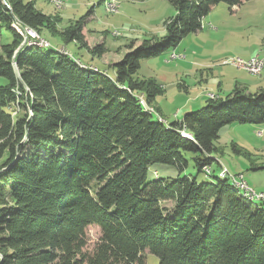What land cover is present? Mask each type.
<instances>
[{"label":"trees","instance_id":"1","mask_svg":"<svg viewBox=\"0 0 264 264\" xmlns=\"http://www.w3.org/2000/svg\"><path fill=\"white\" fill-rule=\"evenodd\" d=\"M167 1L176 13L165 34L131 41L102 69L53 45H24L16 29L47 28L105 56L87 17L57 31L32 0H0V34L12 33L0 44V264H146L147 252L159 264H264V201L209 168L223 127L264 124V88L235 86L168 123L154 105L161 85L136 77L142 59L199 31L213 5L248 0ZM182 151L212 180L149 179L151 164L182 170ZM93 225L100 235L89 248Z\"/></svg>","mask_w":264,"mask_h":264},{"label":"rangeland","instance_id":"2","mask_svg":"<svg viewBox=\"0 0 264 264\" xmlns=\"http://www.w3.org/2000/svg\"><path fill=\"white\" fill-rule=\"evenodd\" d=\"M32 1L38 10L54 19L57 31H62L83 16L87 17L85 28L92 37L105 40L111 50V58H116V51L120 48L122 53L126 49L125 45L135 39L141 41L146 37L164 35L165 21L176 13L174 6L167 0ZM90 13L91 16H88ZM37 33L53 46L64 48L83 63L89 64L87 50L78 43L66 42L61 34L47 28ZM11 40V31L3 28L1 44ZM175 50L180 54L173 52ZM174 54L178 56L171 57ZM181 55L187 58L181 59ZM257 56L264 59V0H248L232 9L225 2H220L211 7L199 31L185 35L175 47L156 57L142 59L136 77L153 78L161 85L163 93L156 97L154 105L158 106L164 118L174 121L176 116L182 119L186 113L205 106L211 95L225 97L234 87L230 86L232 77H239L242 79L240 81L259 79L261 73L252 74L232 61H247ZM6 80L0 76V85H5ZM260 127L263 128L262 134L259 132ZM216 146L218 150L214 156L217 162H213L210 167L215 171L214 175H218L222 167L233 174L243 173L252 189L264 193V167L255 168L264 166V124L227 125L221 129ZM182 153L187 160L182 170L177 165L151 164L149 179H174L179 175H190L199 182L212 180L205 171H199L195 153ZM86 235L89 248H93L100 235L98 227L89 226ZM145 257L146 264H159L156 255L147 252Z\"/></svg>","mask_w":264,"mask_h":264},{"label":"bare ground","instance_id":"3","mask_svg":"<svg viewBox=\"0 0 264 264\" xmlns=\"http://www.w3.org/2000/svg\"><path fill=\"white\" fill-rule=\"evenodd\" d=\"M111 4L115 5V3H110L109 5H111ZM16 29L19 31V33H21L24 36V42H26V32L29 34V36H31L35 40H37V42H27L29 45H38V46H46V47H47V45L50 47L52 46V44L49 41H47L44 38H41L39 33H37L35 30L33 31L32 29H29V28H21L18 25L16 26ZM232 61H233V64H235L239 67L245 68L246 70H248L252 74H260L263 67H264V59H261L258 56L254 57L252 59H249L247 61H242L241 59H234ZM261 62H262V64H261ZM249 66L258 67L257 71L254 68L249 67ZM211 97H216V96L211 95ZM182 133H183V135L188 136L184 130L182 131ZM221 176H229L231 178L232 182L235 184V186L239 189V191H241V193L244 196L248 197L250 200L264 201V198L253 193V191L251 189H249L247 186L238 182L226 170L223 169L221 171Z\"/></svg>","mask_w":264,"mask_h":264},{"label":"crops","instance_id":"4","mask_svg":"<svg viewBox=\"0 0 264 264\" xmlns=\"http://www.w3.org/2000/svg\"><path fill=\"white\" fill-rule=\"evenodd\" d=\"M104 40V39H103ZM105 41V40H104ZM0 44H1V42H0ZM177 49V48H176ZM88 52V51H87ZM124 52V51H123ZM123 52L121 53V52H119V53H116L115 55L117 56L116 58V60H118L121 56H122V54H123ZM173 52H176V53H179V52H177V50H175V51H173ZM111 53V52H110ZM110 53H108V54H106L105 56H102V57H93V56H91L89 53H88V56H89V58H90V62H88L89 64H92V65H94V66H98L99 68H102V69H106V68H108V65H109V63H111L112 62V59H114L113 57L111 58L110 57ZM119 54V55H118ZM180 54V53H179ZM257 55V54H256ZM259 55V54H258ZM254 56V55H253ZM252 57V56H251ZM251 57H249V58H251ZM262 57V56H261ZM178 58V57H177ZM181 59L182 58H187V56L186 55H181V57H180ZM180 58H178V59H180ZM264 58V57H263ZM98 62V63H97ZM109 73H113V71H109ZM240 80H242V79H240L239 77H232L231 78V83H230V86L231 85H233L234 87H233V89L235 88V86H241V87H247L246 88V90L248 89V91L249 92H255V90H258V89H260V88H264V67H263V69H262V72H261V74L259 75V79H256L255 81H240ZM233 82H235V83H233ZM232 89V90H233ZM213 92H215V90H213ZM217 96H221L220 94L218 95V94H216ZM222 97V96H221ZM208 100V99H207ZM207 102V101H206ZM206 104V103H205ZM162 115V114H161ZM162 118L165 120V121H167L168 123H172V122H174V121H179V120H182L181 118H179V116H176V118L177 119H175L174 121H171V119H166V118H164L163 116H162ZM263 127V126H262ZM262 129V130H261ZM259 132H261V134L263 133V128H261L260 127V131ZM258 132V133H259ZM256 167H259V168H257V169H261L260 167H264L263 165L262 166H256ZM226 168V167H225ZM229 170V169H228ZM229 172H230V170H229ZM231 173V172H230ZM229 173V174H230ZM233 174V173H232ZM237 174V173H236ZM244 175V174H243ZM245 176V175H244Z\"/></svg>","mask_w":264,"mask_h":264},{"label":"built area","instance_id":"5","mask_svg":"<svg viewBox=\"0 0 264 264\" xmlns=\"http://www.w3.org/2000/svg\"><path fill=\"white\" fill-rule=\"evenodd\" d=\"M26 42H37V40H35L33 37L29 36V34L26 32ZM59 50H63V49H59ZM172 56H178L177 54L171 55ZM262 64V62H261ZM252 67V66H249ZM257 71L258 67H252ZM224 170H226L228 172V170L226 168H223ZM230 175L236 179L238 182H240L241 184H244L245 186H247L249 189H251L253 191V193L259 195L260 197L264 198V193L262 192H256L254 189H252L248 182L244 179V176L242 174H238V175H233L230 173Z\"/></svg>","mask_w":264,"mask_h":264},{"label":"water","instance_id":"6","mask_svg":"<svg viewBox=\"0 0 264 264\" xmlns=\"http://www.w3.org/2000/svg\"><path fill=\"white\" fill-rule=\"evenodd\" d=\"M22 46H23V44H22ZM18 51H19V50H17L16 53H17Z\"/></svg>","mask_w":264,"mask_h":264}]
</instances>
